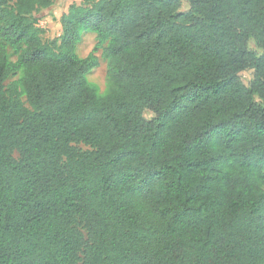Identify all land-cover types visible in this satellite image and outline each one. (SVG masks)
<instances>
[{
  "label": "trees",
  "instance_id": "obj_1",
  "mask_svg": "<svg viewBox=\"0 0 264 264\" xmlns=\"http://www.w3.org/2000/svg\"><path fill=\"white\" fill-rule=\"evenodd\" d=\"M186 1L0 0V264H264V0Z\"/></svg>",
  "mask_w": 264,
  "mask_h": 264
},
{
  "label": "rangeland",
  "instance_id": "obj_2",
  "mask_svg": "<svg viewBox=\"0 0 264 264\" xmlns=\"http://www.w3.org/2000/svg\"><path fill=\"white\" fill-rule=\"evenodd\" d=\"M12 2L14 0H11ZM83 0H53V5L50 9L44 10L43 17H41L38 21V26L43 30L42 31V38L45 39H53L60 35L61 27L59 24V18L62 13L67 11L68 6L71 3L80 4ZM189 8V3L186 0H181L180 11H186ZM95 35L93 32L88 30L81 31V41L77 46V54L80 57H85L93 48L95 44ZM98 57V65L90 70L87 74V79L90 84H92L99 95H103L106 93L109 87V80H108V62L107 59L102 56V50H98L95 52ZM14 59V56H12ZM253 69H246L240 72V78L245 84H248L249 81L253 77ZM21 73H17L12 75L10 80L20 78ZM24 99V98H23ZM144 116L147 119L153 117V113L150 110L144 111ZM81 147L85 148V146L81 145ZM15 156L17 154L15 153Z\"/></svg>",
  "mask_w": 264,
  "mask_h": 264
},
{
  "label": "built area",
  "instance_id": "obj_3",
  "mask_svg": "<svg viewBox=\"0 0 264 264\" xmlns=\"http://www.w3.org/2000/svg\"><path fill=\"white\" fill-rule=\"evenodd\" d=\"M39 25V24H38Z\"/></svg>",
  "mask_w": 264,
  "mask_h": 264
}]
</instances>
